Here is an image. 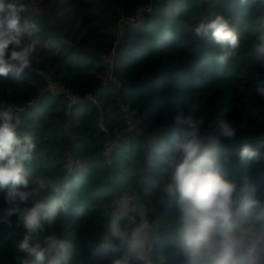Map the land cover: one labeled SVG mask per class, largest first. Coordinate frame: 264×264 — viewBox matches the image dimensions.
Returning a JSON list of instances; mask_svg holds the SVG:
<instances>
[{"label":"trees","instance_id":"trees-1","mask_svg":"<svg viewBox=\"0 0 264 264\" xmlns=\"http://www.w3.org/2000/svg\"><path fill=\"white\" fill-rule=\"evenodd\" d=\"M13 2L27 6L39 28L33 35L44 46L19 79L0 78V114L11 108L20 118L18 134L37 145L25 162L30 180L69 182L55 222L34 233L33 243L43 247L55 235L71 245L70 264H113L126 245L114 240L104 247L102 237L114 199L131 187L150 209V264H186L176 200L163 193L181 112L203 116L208 133L221 120L233 123L237 136L222 140L221 171L249 178L264 200V97L256 92L264 87V69L254 47L264 34V0H160L153 12L152 0ZM217 15L240 38L235 57L224 64L216 60L222 53L211 34L200 39L194 32ZM71 95L79 101L72 104ZM121 106L134 113L143 134L129 131ZM243 143L257 149L259 159L241 161ZM109 144L114 149L107 153ZM70 158L80 159L84 170L73 169ZM6 207L0 194V216ZM24 231L15 215L0 220V264L27 259L19 248Z\"/></svg>","mask_w":264,"mask_h":264},{"label":"clouds","instance_id":"clouds-1","mask_svg":"<svg viewBox=\"0 0 264 264\" xmlns=\"http://www.w3.org/2000/svg\"><path fill=\"white\" fill-rule=\"evenodd\" d=\"M28 12L24 4L0 0V78H8L11 73L19 79L44 46L33 35L39 28L28 18ZM194 32L200 39L211 34L222 53L216 57L219 64L235 57L240 47L237 31L223 15L199 23ZM257 40L256 62L264 69V34ZM256 92L264 97V87ZM174 123L182 127L174 133L171 154L166 159L172 171L163 193L176 200L179 248L186 264H264V200L249 178L230 179L220 168L222 140H235L237 129L232 122L221 120L208 133L202 130L203 116L194 118L182 112L175 116ZM19 124L20 118L11 108L0 114V194L7 205L0 220L15 215L25 230L19 244L27 255L22 264H70L71 245L64 240L49 235L43 247L33 243L34 233L45 223L55 222L62 208L59 197L69 188V182L59 177L29 179L25 162L32 160L37 145L31 136L18 134ZM238 155L244 161L257 160L260 154L243 143ZM42 193L47 195L37 199ZM149 211L131 187L114 199L102 246L117 240L126 245V252L113 264H150Z\"/></svg>","mask_w":264,"mask_h":264},{"label":"built area","instance_id":"built-area-1","mask_svg":"<svg viewBox=\"0 0 264 264\" xmlns=\"http://www.w3.org/2000/svg\"><path fill=\"white\" fill-rule=\"evenodd\" d=\"M112 68V67H111ZM50 90L51 91H54V93H57L58 90L53 86L51 85L50 86ZM71 101H72V104H75L79 101V99L74 96V95H71ZM121 110H122V113H123V117H124V120L128 126V129L129 131L131 132H134L136 134H143L144 131L141 129L140 127V124L139 122H137L135 119H134V113H132L127 107L125 106H121ZM69 113V112H68ZM114 149V145L112 144H109L106 148V151L107 153L111 152L112 150ZM69 162L71 164V167L73 169H75L76 171H79V172H82L84 170V165L82 163V161L80 159H69ZM150 222V221H149ZM150 224L152 225V231L150 233V237L153 235V232H154V227H153V224L150 222ZM153 239H151V243H150V246L148 248V252H147V257H149V254H150V251L152 250L153 248Z\"/></svg>","mask_w":264,"mask_h":264},{"label":"water","instance_id":"water-1","mask_svg":"<svg viewBox=\"0 0 264 264\" xmlns=\"http://www.w3.org/2000/svg\"><path fill=\"white\" fill-rule=\"evenodd\" d=\"M159 0H152V2H153V7H152V9H154L155 10V8H156V4H157V2H158ZM140 12V11H139ZM139 12H138V14H137V16L139 15ZM145 13V10H141V16H140V18H138L139 20L140 19H142L141 17H142V15Z\"/></svg>","mask_w":264,"mask_h":264},{"label":"rangeland","instance_id":"rangeland-1","mask_svg":"<svg viewBox=\"0 0 264 264\" xmlns=\"http://www.w3.org/2000/svg\"><path fill=\"white\" fill-rule=\"evenodd\" d=\"M160 1V0H159ZM152 7H153V2H152ZM152 7H151V10H150V12L152 11H154V9H152ZM140 16H141V10H140V12H139V15L137 16L138 18H140ZM139 20V19H138Z\"/></svg>","mask_w":264,"mask_h":264}]
</instances>
